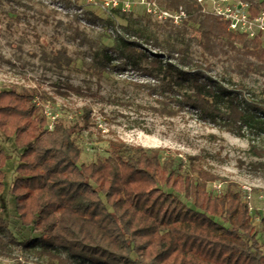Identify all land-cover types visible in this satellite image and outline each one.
Instances as JSON below:
<instances>
[{
  "label": "trees",
  "instance_id": "trees-1",
  "mask_svg": "<svg viewBox=\"0 0 264 264\" xmlns=\"http://www.w3.org/2000/svg\"><path fill=\"white\" fill-rule=\"evenodd\" d=\"M158 1L171 10L182 6L187 19L180 25L153 21L154 31L143 38L133 23L152 19L142 11L119 14L130 21L117 23L121 33H110L119 12L104 17L87 9L89 20L113 37L112 45L68 21L72 38L90 50L80 53L82 64L98 79L127 68L140 71L154 82L134 84L163 103L191 108L204 122L238 135L244 127L264 132V108L242 96L243 86L204 74L211 60L221 59L241 80L251 74L264 78V39L229 30L194 0ZM242 1L252 15L264 10V0ZM193 27L198 37L190 35ZM43 59L58 71L72 62L64 46ZM38 93L37 87L0 89V133L13 138L19 150L11 185L14 214L21 227L35 233L18 241L0 217V257L13 258L16 243L39 244L46 264L65 262L63 253L79 264H264V242L258 237L264 222L253 219L237 183L205 169L195 162L197 156H189L188 168L179 170L184 162L177 166L178 158L162 159L159 149L119 137L107 140L104 157L81 162L75 125L56 117L49 130L35 101ZM82 118L89 120L86 108ZM6 157L0 141V194ZM223 181L221 192L208 187ZM181 195L190 200L188 206Z\"/></svg>",
  "mask_w": 264,
  "mask_h": 264
},
{
  "label": "rangeland",
  "instance_id": "rangeland-1",
  "mask_svg": "<svg viewBox=\"0 0 264 264\" xmlns=\"http://www.w3.org/2000/svg\"><path fill=\"white\" fill-rule=\"evenodd\" d=\"M87 9L107 16L99 7L88 5L84 0H0V89L37 87L41 93L35 97L38 105L75 125L74 140L81 147V162L88 163L107 155V140L114 137L157 148L162 159L166 156L178 158L177 166L180 160L184 162L179 170L188 168L189 156H197L195 162L205 169L237 183L239 188L251 187L252 203L260 207L261 195H264V132L244 127L238 135L204 122L191 108L163 103L146 88L134 84L154 82L151 76L140 71L127 68L105 73L98 79L82 64L80 53L90 51L89 48L74 40L67 29V22L71 21L73 27L89 37H100L102 43L112 45L113 37L104 34L100 23L89 20ZM119 14L113 19L116 26L110 33H121L118 24L125 25L130 21L128 15ZM153 21L145 20L140 25L133 23V27H141L145 38L155 29ZM190 35L198 37L199 34L193 27ZM138 40L145 45L143 40ZM63 46L68 49L72 62L58 71L43 57L44 53ZM145 47L154 51L150 45ZM193 48L197 49L196 45ZM195 56L199 57L197 53ZM204 74L217 79L221 77L222 83L229 86L234 87L235 83L243 86L242 96L264 108L263 77L251 74L241 80L221 59L211 60V69ZM85 108L89 110L87 123L82 118ZM0 141L7 155L0 217L8 231L20 241L35 236V233L18 224L13 209L11 185L16 175L19 150L13 138H5L0 133ZM217 183L208 184L209 189L223 191L226 182L220 183L219 188L214 186ZM180 199L185 207L189 205L188 198L181 195ZM258 237L264 242V234L258 233ZM12 247L13 258L0 257V264L47 263L48 256L38 253L39 244L27 248L15 243ZM262 249L264 252V246ZM62 255L66 261L58 264L81 262L68 258L65 253ZM53 262L57 263V260Z\"/></svg>",
  "mask_w": 264,
  "mask_h": 264
},
{
  "label": "built area",
  "instance_id": "built-area-1",
  "mask_svg": "<svg viewBox=\"0 0 264 264\" xmlns=\"http://www.w3.org/2000/svg\"><path fill=\"white\" fill-rule=\"evenodd\" d=\"M194 2L203 11L210 12L225 21L229 30L243 33L249 38L261 36L264 39V10L252 15L247 3L242 0H194ZM85 3L99 7L107 15H111L114 11L130 13L138 8L157 22L168 21L180 25L187 19V12L182 6L171 10L164 8L158 0H85ZM43 111L47 128L51 130L57 116L50 113L47 108H43ZM214 186L219 188L220 183ZM241 189L253 219L256 222H264V195H261V206L255 207L252 203V188L244 185Z\"/></svg>",
  "mask_w": 264,
  "mask_h": 264
}]
</instances>
